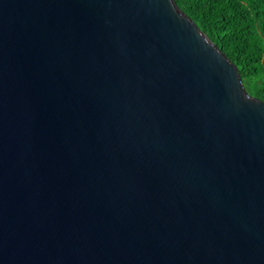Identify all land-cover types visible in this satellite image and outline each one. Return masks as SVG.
Returning <instances> with one entry per match:
<instances>
[{
  "label": "water",
  "instance_id": "95a60500",
  "mask_svg": "<svg viewBox=\"0 0 264 264\" xmlns=\"http://www.w3.org/2000/svg\"><path fill=\"white\" fill-rule=\"evenodd\" d=\"M0 264H264V101L174 0H0Z\"/></svg>",
  "mask_w": 264,
  "mask_h": 264
},
{
  "label": "trees",
  "instance_id": "16d2710c",
  "mask_svg": "<svg viewBox=\"0 0 264 264\" xmlns=\"http://www.w3.org/2000/svg\"><path fill=\"white\" fill-rule=\"evenodd\" d=\"M237 66L248 94L264 101V0H174Z\"/></svg>",
  "mask_w": 264,
  "mask_h": 264
}]
</instances>
